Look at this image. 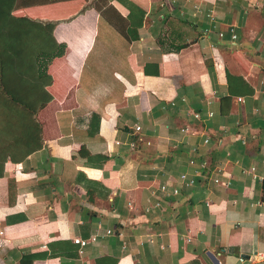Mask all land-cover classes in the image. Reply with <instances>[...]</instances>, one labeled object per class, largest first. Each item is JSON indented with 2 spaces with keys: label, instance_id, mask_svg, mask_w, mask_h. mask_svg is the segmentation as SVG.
<instances>
[{
  "label": "crops",
  "instance_id": "1",
  "mask_svg": "<svg viewBox=\"0 0 264 264\" xmlns=\"http://www.w3.org/2000/svg\"><path fill=\"white\" fill-rule=\"evenodd\" d=\"M0 85V264H264V0H17Z\"/></svg>",
  "mask_w": 264,
  "mask_h": 264
},
{
  "label": "trees",
  "instance_id": "2",
  "mask_svg": "<svg viewBox=\"0 0 264 264\" xmlns=\"http://www.w3.org/2000/svg\"><path fill=\"white\" fill-rule=\"evenodd\" d=\"M53 1H67V0H53ZM17 6V0H0V35L6 27V23L9 17L13 14ZM65 45H60L58 49L53 53H39L36 56V63L38 66L39 78L48 77V70L50 65L56 58L63 57L65 54ZM12 120L22 121L17 125L24 130L27 129L34 134L36 139L34 149L38 150L42 147L43 141L37 143V137L41 138L42 127L37 121V113L34 110L29 109L27 106L19 103L11 94L7 92L3 85H0V138L11 131L8 126H12V129H16L17 125L11 123ZM12 124V125H11ZM25 125V126H24ZM19 131V130H18ZM16 160L15 156H10ZM8 156L0 158V160L6 161ZM1 175V174H0Z\"/></svg>",
  "mask_w": 264,
  "mask_h": 264
},
{
  "label": "built area",
  "instance_id": "3",
  "mask_svg": "<svg viewBox=\"0 0 264 264\" xmlns=\"http://www.w3.org/2000/svg\"><path fill=\"white\" fill-rule=\"evenodd\" d=\"M241 101H242V100H241ZM195 117H196V118H199L200 116H199V115H196ZM138 130H140V128H138ZM182 131L185 132V131H187V129L182 130ZM206 142L208 143V141H206ZM191 163H194V162H191ZM254 170H255V169H252V171H254ZM181 180H182V181H187L190 185H192V184L195 183L194 180H189V179L187 178L186 175H183V176L181 177ZM215 182L218 183V184L221 183V181H220L219 179H216ZM221 184H223V185H225V186L227 185L226 183H221ZM161 189H162L163 192L167 191V187H166V186H163ZM178 193H179L178 190H175V191H174V194L177 195ZM93 240H95V239H93ZM76 242H77V244H81L82 246H86V245L88 244L87 241H84V240H81V239H77Z\"/></svg>",
  "mask_w": 264,
  "mask_h": 264
}]
</instances>
